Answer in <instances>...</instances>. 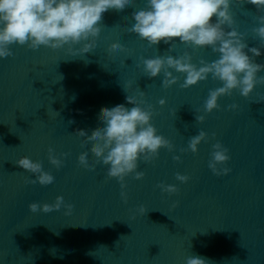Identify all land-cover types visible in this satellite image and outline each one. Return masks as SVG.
Segmentation results:
<instances>
[{"label": "water", "instance_id": "obj_1", "mask_svg": "<svg viewBox=\"0 0 264 264\" xmlns=\"http://www.w3.org/2000/svg\"><path fill=\"white\" fill-rule=\"evenodd\" d=\"M144 7L146 0H136L125 12L104 13L97 46L84 55L72 57L67 46L32 50L14 44L13 55L0 59V264H186L190 256L209 264H264V86L249 98L239 91L223 96L221 107L206 113L210 90L223 86L211 75L189 88L181 87L180 73L171 88L163 86V74L149 78L141 57L187 51L199 64L218 55L178 38L175 52L163 42L149 46L128 31L133 12ZM233 13L249 47L264 45L252 32L264 13L252 4L234 5ZM119 44L126 51L114 56ZM256 62L264 64V56ZM139 91L154 106L158 134L175 150L162 148L151 162L141 159L143 178L132 173L124 186L108 176L109 166L92 154L95 146L76 132L99 129L103 109L126 104V96ZM197 115H205L203 123ZM201 131L208 139L194 153L189 143ZM217 142L229 149L227 175L209 167ZM49 148L64 160L60 169L49 162ZM81 154L91 156L94 170L81 165ZM23 156L42 162L54 182L31 183L35 175L16 163ZM177 174L190 179L181 182ZM161 184L178 191L165 192ZM57 197L74 208L44 212L43 205H55ZM34 202L40 205L36 212L29 208Z\"/></svg>", "mask_w": 264, "mask_h": 264}, {"label": "clouds", "instance_id": "obj_2", "mask_svg": "<svg viewBox=\"0 0 264 264\" xmlns=\"http://www.w3.org/2000/svg\"><path fill=\"white\" fill-rule=\"evenodd\" d=\"M135 4L136 0H0V59L13 55L11 45L14 44L27 45L32 50L41 46L54 50L67 46V53L72 57L89 53L97 46L104 13L109 10L125 12ZM243 4L255 5L258 12L264 13V0H146V7L132 14L135 23L128 28L130 33H135L151 47L161 42L170 45L169 53L175 52L178 38L179 43L194 50L211 48L218 58L212 62L200 59L197 64L193 62L192 53L187 51L179 57H141L143 71L149 78L163 74L165 88L179 82L174 73L185 75L183 88L206 81L209 75L222 82V87L210 90L202 109L206 113L219 109L220 98L230 96L234 91H239L245 98L251 97L258 86H264V76L260 75L264 72V64L256 62L257 57L264 56V45L249 47L247 34L238 30L233 6ZM256 20L259 26L254 27L252 32L264 42V14L257 16ZM81 43L82 47H74ZM125 51L122 44L112 49L114 56ZM128 87H132L131 82ZM145 96L144 91H139L138 95L128 94L126 104L103 109L102 127L91 134L82 129L76 132L86 138L88 144L95 146L92 154L97 158L96 162L109 166L108 176L119 179L122 185L132 173L136 174V179L143 178L144 173L137 171L141 159L151 162L159 156L162 148L175 150L169 139L158 134L152 123L154 106L143 99ZM166 103L165 99L159 101L161 106ZM127 104L133 107L129 108ZM238 107L237 104L230 105L232 109ZM196 119L203 123L205 115H197ZM207 139L208 134L201 131L191 138L190 150L198 152L201 143ZM175 159L180 160V157ZM230 159L229 149L217 142L213 145L209 167L218 176L227 175L231 169L225 165ZM48 160L56 169L64 164L52 148L48 149ZM79 161L83 167L94 170L89 154H81ZM16 163L35 175L31 181L33 184L39 182L47 186L55 180L40 161L23 156ZM177 179L187 183L190 177L177 174ZM159 187L168 193L178 191L173 185L161 184ZM62 205L63 197H57L55 205L44 204L43 211L50 212ZM64 206L69 210L74 208L73 205ZM29 208L36 212L40 205L34 202ZM139 211L143 214L147 212L144 207ZM186 264H209V261L200 256H190Z\"/></svg>", "mask_w": 264, "mask_h": 264}]
</instances>
